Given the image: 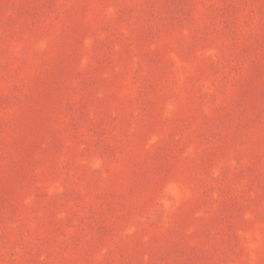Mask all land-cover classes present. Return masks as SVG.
<instances>
[{"label": "rangeland", "instance_id": "1", "mask_svg": "<svg viewBox=\"0 0 264 264\" xmlns=\"http://www.w3.org/2000/svg\"><path fill=\"white\" fill-rule=\"evenodd\" d=\"M0 264H264V0H0Z\"/></svg>", "mask_w": 264, "mask_h": 264}]
</instances>
